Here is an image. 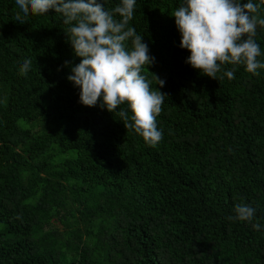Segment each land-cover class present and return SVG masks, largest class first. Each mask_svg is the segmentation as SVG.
I'll use <instances>...</instances> for the list:
<instances>
[{
  "label": "trees",
  "instance_id": "16d2710c",
  "mask_svg": "<svg viewBox=\"0 0 264 264\" xmlns=\"http://www.w3.org/2000/svg\"><path fill=\"white\" fill-rule=\"evenodd\" d=\"M181 4L136 0L129 23L154 57L142 74L167 96L152 147L79 102L59 14L19 24L0 0V264H264V69L215 80L185 63ZM254 39L264 62V27ZM237 204L251 222L228 219Z\"/></svg>",
  "mask_w": 264,
  "mask_h": 264
},
{
  "label": "clouds",
  "instance_id": "9594fccd",
  "mask_svg": "<svg viewBox=\"0 0 264 264\" xmlns=\"http://www.w3.org/2000/svg\"><path fill=\"white\" fill-rule=\"evenodd\" d=\"M264 3V0H261ZM136 0H120L111 9L97 0H15L13 20L27 22L29 15H45L51 9L67 25L64 31L74 56L80 62L70 68L67 76L79 87V102L87 107L99 106L115 112L125 129L138 134L149 146L163 138L157 127L166 94L151 87L143 68L154 63L143 34L129 26L134 17ZM261 4L252 0H182L171 16L180 33L179 47L190 54L185 63L212 79H234L237 65L259 75L264 62L256 43L257 26L264 27L259 17ZM31 60L25 59L20 73L26 75ZM65 61L64 66H69ZM225 65H232L230 70ZM218 73H222L219 77ZM159 87L165 81L152 74ZM118 109V111H117ZM229 220L251 222L255 209L246 204L234 206ZM260 229V225L253 224Z\"/></svg>",
  "mask_w": 264,
  "mask_h": 264
},
{
  "label": "rangeland",
  "instance_id": "374dc122",
  "mask_svg": "<svg viewBox=\"0 0 264 264\" xmlns=\"http://www.w3.org/2000/svg\"><path fill=\"white\" fill-rule=\"evenodd\" d=\"M19 124H21L22 126H29V123H23V121H19Z\"/></svg>",
  "mask_w": 264,
  "mask_h": 264
}]
</instances>
